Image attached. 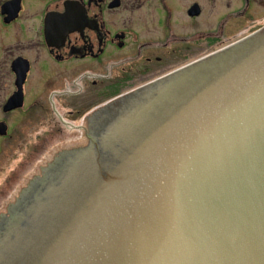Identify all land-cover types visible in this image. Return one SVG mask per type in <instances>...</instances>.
<instances>
[{
	"label": "water",
	"instance_id": "95a60500",
	"mask_svg": "<svg viewBox=\"0 0 264 264\" xmlns=\"http://www.w3.org/2000/svg\"><path fill=\"white\" fill-rule=\"evenodd\" d=\"M87 123L0 218V264H264V27Z\"/></svg>",
	"mask_w": 264,
	"mask_h": 264
},
{
	"label": "flooded vegetation",
	"instance_id": "af4514ba",
	"mask_svg": "<svg viewBox=\"0 0 264 264\" xmlns=\"http://www.w3.org/2000/svg\"><path fill=\"white\" fill-rule=\"evenodd\" d=\"M263 26L264 0H0V114L16 117L0 124L5 137L43 131L0 180V218L58 153L83 147L63 149V131L79 139L103 105ZM9 101L21 106L4 111Z\"/></svg>",
	"mask_w": 264,
	"mask_h": 264
},
{
	"label": "rangeland",
	"instance_id": "374dc122",
	"mask_svg": "<svg viewBox=\"0 0 264 264\" xmlns=\"http://www.w3.org/2000/svg\"><path fill=\"white\" fill-rule=\"evenodd\" d=\"M1 103V101H0ZM1 113V111H0ZM6 118L10 123H13L12 119L16 118V117H4L3 115L0 114V119ZM15 130L14 131H9V136L3 138L0 140V180L3 179L6 175H7V169L8 167H12L14 165H17L21 162V159L24 157V154L26 153V147L28 146V144L33 143L36 140V137L38 135H40L41 133H43V131H30L29 128L27 129H21L19 131L20 126H14ZM67 131H63V135H62V142H64L63 144V149H66V147L71 148L73 145L72 143H75L74 141L77 142H82V141H86L85 139V132L84 131H78L80 138L77 140H73V142H67L70 141V139H73L77 137V134L73 133V132H69L66 133ZM7 136V135H6ZM57 139V136H52L50 135V133H48V137H47V147H51V145H53L55 143V140ZM84 145V143L82 144ZM57 148V147H56ZM56 148H53L51 150H48L50 154L55 155L56 153ZM68 148V149H69ZM60 151V150H59ZM49 154V155H50ZM47 158L44 157L42 158L43 160H45ZM38 159V158H37ZM35 160V156L33 154H30V161H31V167H32V172L30 174V176L34 175L35 170L37 169V166L40 165L41 162H37L34 161ZM41 160V161H43ZM28 176V177H30ZM28 177L25 178L26 180H28ZM19 182L16 181V184H18ZM24 185V183L22 184ZM13 199V198H12ZM4 210V209H3Z\"/></svg>",
	"mask_w": 264,
	"mask_h": 264
}]
</instances>
